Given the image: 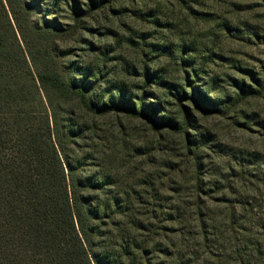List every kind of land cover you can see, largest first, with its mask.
Here are the masks:
<instances>
[{"label":"trees","instance_id":"trees-1","mask_svg":"<svg viewBox=\"0 0 264 264\" xmlns=\"http://www.w3.org/2000/svg\"><path fill=\"white\" fill-rule=\"evenodd\" d=\"M112 1L90 0L84 14ZM79 17L73 28L57 31L32 23L25 0H0V264H186L179 243L188 237L181 227L188 220V203L162 197L148 179L127 182L119 173L135 166L123 138L104 131L98 119L142 118L154 132L187 135L184 148L198 150L204 136L187 134L193 112L208 116L222 109L226 115L233 105L220 108L221 99L205 103L188 77L190 92L164 83L178 108V123L150 99L147 81L159 84L162 78H152L146 65L140 67L142 85L134 96L120 82L107 80L99 87L97 79H86V73L94 76L90 66L81 69L83 78L71 77L66 72L74 69L60 62L55 43L74 28L84 29ZM25 27L41 57L29 51ZM159 48L171 53L166 45ZM10 49L18 67L12 74L2 71L11 68ZM174 52L176 62H188L179 57L180 50ZM251 94L262 93L249 88L238 100ZM229 224L237 229L231 219Z\"/></svg>","mask_w":264,"mask_h":264},{"label":"rangeland","instance_id":"rangeland-1","mask_svg":"<svg viewBox=\"0 0 264 264\" xmlns=\"http://www.w3.org/2000/svg\"><path fill=\"white\" fill-rule=\"evenodd\" d=\"M25 2L32 23L57 31L73 28L80 15L84 29L74 28L55 43L60 62L74 69L66 72L71 77L83 78L81 69L90 66L94 76L86 73V79H97L99 87L107 80L120 82L134 96L146 65L152 78H162L159 84L147 81L150 99L176 120L180 114L165 84L190 92L187 77L205 103L221 99L220 108L233 105L226 115L222 109L208 116L193 112L187 134L204 136L198 150L184 148L187 135L154 132L142 118L109 115L98 123L123 138L135 166L119 173L127 182L148 179L162 197L188 203V220L181 225L188 237L179 243L186 264H264V0H114L90 16L84 14L90 0ZM24 37L33 57H41L26 27ZM161 45L171 53L160 51ZM183 45L188 48H177ZM179 50L188 62H176L173 51ZM6 54L11 68L2 71L12 74L16 56L11 49ZM249 88L262 94L238 100Z\"/></svg>","mask_w":264,"mask_h":264}]
</instances>
